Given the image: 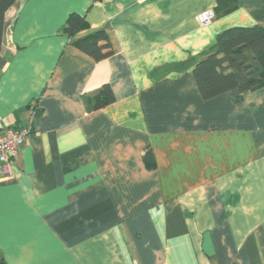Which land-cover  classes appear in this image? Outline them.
Segmentation results:
<instances>
[{
  "label": "crops",
  "instance_id": "obj_1",
  "mask_svg": "<svg viewBox=\"0 0 264 264\" xmlns=\"http://www.w3.org/2000/svg\"><path fill=\"white\" fill-rule=\"evenodd\" d=\"M236 2L201 26L215 0H14L0 132L29 133L0 173L6 264H264V87L207 99L193 74L223 31L264 28V0ZM97 31L101 60L74 42Z\"/></svg>",
  "mask_w": 264,
  "mask_h": 264
},
{
  "label": "trees",
  "instance_id": "obj_2",
  "mask_svg": "<svg viewBox=\"0 0 264 264\" xmlns=\"http://www.w3.org/2000/svg\"><path fill=\"white\" fill-rule=\"evenodd\" d=\"M215 17L228 14L238 7L236 0H215ZM14 0H0V48L3 19L6 10ZM88 28L84 17L72 13L60 31L69 38ZM75 45L95 60L111 55L112 48L106 34L97 31L85 38L76 39ZM213 50V51H212ZM212 50L198 62L193 74L199 91L205 98L217 96L225 91L237 88L249 91L264 87V28L232 27L216 37ZM92 110L113 102L114 98L109 86H103L92 95ZM144 162L148 168L155 163L151 151L144 154ZM0 264H6L0 253Z\"/></svg>",
  "mask_w": 264,
  "mask_h": 264
},
{
  "label": "built area",
  "instance_id": "obj_3",
  "mask_svg": "<svg viewBox=\"0 0 264 264\" xmlns=\"http://www.w3.org/2000/svg\"><path fill=\"white\" fill-rule=\"evenodd\" d=\"M214 18L215 12L213 9L205 10L197 15V21L201 26L210 24ZM28 133L29 127L9 128L0 132V173L5 172L7 165L12 163Z\"/></svg>",
  "mask_w": 264,
  "mask_h": 264
}]
</instances>
